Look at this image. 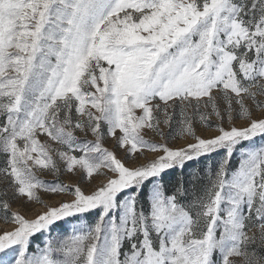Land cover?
Masks as SVG:
<instances>
[{"label":"snow or ice","instance_id":"6c2138e0","mask_svg":"<svg viewBox=\"0 0 264 264\" xmlns=\"http://www.w3.org/2000/svg\"><path fill=\"white\" fill-rule=\"evenodd\" d=\"M0 224V264H264V0H0Z\"/></svg>","mask_w":264,"mask_h":264},{"label":"rangeland","instance_id":"374dc122","mask_svg":"<svg viewBox=\"0 0 264 264\" xmlns=\"http://www.w3.org/2000/svg\"><path fill=\"white\" fill-rule=\"evenodd\" d=\"M50 179V177L48 178ZM65 183H68L69 181L67 179H65L64 181ZM45 199H47V197H45ZM56 199H58L57 197H52L51 200L49 202L54 203L56 201ZM5 226L3 224H0V229L4 228Z\"/></svg>","mask_w":264,"mask_h":264}]
</instances>
